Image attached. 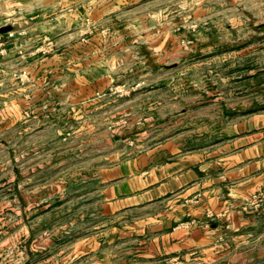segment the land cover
I'll list each match as a JSON object with an SVG mask.
<instances>
[{"label": "rangeland", "instance_id": "obj_1", "mask_svg": "<svg viewBox=\"0 0 264 264\" xmlns=\"http://www.w3.org/2000/svg\"><path fill=\"white\" fill-rule=\"evenodd\" d=\"M171 1L166 12L144 7L129 27L84 20L77 10L72 25L61 22L35 43L32 71L23 57L0 77L30 86L21 96L29 100L31 84L40 88V103L24 108L22 121L19 94L8 92L0 264H208L191 251L151 250L130 220L101 216L90 193L80 197L96 165L175 135L186 147L204 145L264 112V0H198L197 9Z\"/></svg>", "mask_w": 264, "mask_h": 264}, {"label": "crops", "instance_id": "obj_2", "mask_svg": "<svg viewBox=\"0 0 264 264\" xmlns=\"http://www.w3.org/2000/svg\"><path fill=\"white\" fill-rule=\"evenodd\" d=\"M178 2L192 9L199 4L198 0ZM154 4L166 12L173 2L0 0V30L16 32L0 62V77L5 78L13 60L23 57L33 60L32 71L40 56L35 43L48 38L61 22L72 25L77 10L84 20H117L129 27L141 20L144 7ZM23 42L32 46L19 51ZM14 87L0 81V154L7 137L2 124L9 117L8 92L20 95L14 102L17 120L25 118L24 108L40 103L38 84H31L30 100L21 97L30 86ZM36 112L32 110V119L38 118ZM94 167L98 174L80 197L90 193L95 213L101 216L130 220L128 227L147 237L151 250L191 251L208 264H264V205L255 209L249 204L253 194L264 190V112L246 115L227 135L204 145L186 147L175 135L106 168Z\"/></svg>", "mask_w": 264, "mask_h": 264}, {"label": "built area", "instance_id": "obj_3", "mask_svg": "<svg viewBox=\"0 0 264 264\" xmlns=\"http://www.w3.org/2000/svg\"><path fill=\"white\" fill-rule=\"evenodd\" d=\"M14 36V31H2L0 30V57L5 56L8 53L9 39ZM264 200L263 193H255L250 198V203L254 204L256 208H259Z\"/></svg>", "mask_w": 264, "mask_h": 264}, {"label": "water", "instance_id": "obj_4", "mask_svg": "<svg viewBox=\"0 0 264 264\" xmlns=\"http://www.w3.org/2000/svg\"><path fill=\"white\" fill-rule=\"evenodd\" d=\"M4 30V29H3Z\"/></svg>", "mask_w": 264, "mask_h": 264}]
</instances>
